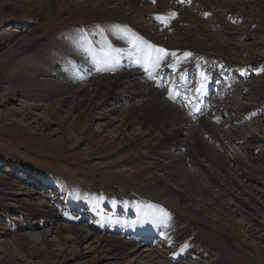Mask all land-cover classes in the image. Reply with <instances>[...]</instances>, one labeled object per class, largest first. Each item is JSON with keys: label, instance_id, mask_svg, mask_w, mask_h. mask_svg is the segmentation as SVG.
Masks as SVG:
<instances>
[{"label": "rangeland", "instance_id": "1", "mask_svg": "<svg viewBox=\"0 0 264 264\" xmlns=\"http://www.w3.org/2000/svg\"><path fill=\"white\" fill-rule=\"evenodd\" d=\"M2 1L4 0H0V3ZM223 1H230L236 6L231 7L226 12L228 15L223 13L222 8L214 4L201 6L188 3L187 7H181L180 11L176 2L172 4V0H155V2L146 0L145 4L138 2V5H140V8L143 6L149 8L150 13H153L156 12L158 4H161L165 9L163 11L165 14H168L167 11L169 10L175 14V10H177L180 17L196 19L205 33L210 34L214 40L225 43L229 48H232L236 59L227 62L230 70L242 65L250 67L254 71L251 79L248 78L246 81L240 82L238 86L232 89L234 91L231 90L230 95L233 100L229 99V101H232L229 104L230 113L228 112L226 117L216 122L218 124L211 121L212 124L210 125L208 123L209 119L206 118L193 122L184 113L185 120L177 125L185 131H187L189 125H194L198 135L192 136L191 141H199L201 148L211 152L215 157L214 159H218L221 156L220 154L230 158V177H228L220 172L218 165H211V162L205 156H201L206 167L215 174L218 173L220 182L233 191L228 196L226 194L219 195V187L211 184L202 170L191 168L188 163L189 160L184 162L181 167L186 172L188 170L189 175L192 174V171L196 174V177L199 175L196 179V191L199 192L197 197L207 199V202L210 205L212 204L214 209L222 210L225 215L233 218L236 224L225 226L222 222H214L215 220L212 221L206 217L199 221V219H192L184 214V216H179L173 212L172 208H169L168 211H172L174 218H171L167 210L164 213L168 214L166 216L168 224L175 219L173 222H175L178 230L175 234L165 232L154 236L152 238L153 242L159 238L160 242L158 241L157 244L152 246L142 244V242L132 238L127 240L122 236L113 234L122 240L128 241L124 244L126 245L125 249L116 256H105L111 247L105 244V241L99 242L97 239L101 234L107 233L98 232L86 224V221L68 223L62 217H59L53 225L38 224L42 221L40 218L32 216L31 213L34 212L36 207H39L36 204L40 203H42L40 206L46 205V208L53 211L54 214H62V212V215L72 214L73 212L78 213L77 209L87 213L90 209L89 204L83 201L76 205L74 199L70 197L71 195L66 192L71 184L86 186L87 189L91 190L94 188L100 190L102 194L104 193L102 201L116 199L120 200L123 205H128L132 202L131 198L138 197L144 199L138 200V203L144 201L145 203L148 202V205L154 204L153 200L149 201V198H147L151 193L142 183L144 182L143 179L139 176L136 178L134 172L136 166L142 164L140 161L133 162L135 164L128 163L127 168L129 169L126 171H119L124 168L117 165H105L116 162V160L120 161L124 157L126 159L127 154L134 152L132 148L122 146L127 139L141 136L139 144H142L143 148L152 138L138 122L124 124L125 117L129 115V106L127 107V101L121 100L124 95H127L123 92L120 93L121 99L107 98L101 109L95 110L94 119L88 117L78 130L69 129L66 124L61 122L69 117V107L63 108L61 112L48 113V104L55 99L57 100L59 96L51 94L49 100L46 97L47 93L45 99L38 101L39 96L44 94H41L42 92H47L50 86L60 91L62 89L60 85H77V81H74L77 80L75 78L77 76L73 73L71 76L70 72V69L73 68L68 71L63 70L61 63L68 64L70 58L75 59L74 61L80 64L82 62L87 63L81 61L79 54L74 55L64 45L67 32H76L75 38L77 39L84 37L85 35H79L75 30L82 28L84 25L70 24L68 20L64 22L61 16H57V14L54 16L49 15V18L44 14L41 18L39 15L34 16L33 14L23 15L24 11L19 13H17L18 11L16 13L8 11L0 14V179L7 182V184L0 183V264H127V262L130 264L156 262V264H212L208 254L203 253L206 248L200 246L202 242L204 245L212 246L213 251L209 255L214 259V264H264V144L258 145L251 142L252 146L255 147L252 149L248 142V137L251 134L260 135L264 142V22L262 21L264 11L251 14L239 9L243 7L240 0ZM248 1L252 3L255 0ZM117 2L119 0H114V4ZM126 7H129V5H126ZM125 11L126 14H131L128 20L138 18L144 21L145 25L153 27L156 34L160 35L162 33V23L155 21L153 15L148 14L137 17V14L132 13L130 9L127 8ZM66 14L68 15V13ZM159 18L161 20V17ZM46 21L50 22L49 30L39 32L40 27L44 26L43 24ZM109 24L112 25V29L116 27L121 30L117 27L118 24L111 21L103 23L104 28L107 29ZM180 25L188 27V23L180 22ZM36 28H39V30ZM116 28L115 30H117ZM172 30L174 31L172 28L169 33L173 36ZM197 31L196 34L199 38L204 37V34L199 33L201 30ZM113 35L116 36L117 33ZM25 38H34L35 41L26 52L20 53V55L16 54V59L20 61L31 56L42 65H50L51 59L47 58L49 57L47 51L44 52L45 55H41L39 52L43 49L41 46L43 44H46L44 47L48 46L50 51L55 49L47 43L48 41H60V46L56 47L63 50L58 56V53L55 54L56 57L52 60L54 61V68L52 67L54 71L52 73L38 72L34 75L40 81V84L35 89L32 88L30 93H23V86L17 85L14 87V84H10L6 79L9 63H5V57L8 54L14 55L19 48L18 45ZM96 38L97 41H101L99 35H96ZM232 52H230L231 55ZM257 67H262L263 71H257ZM59 70L61 71L59 72ZM85 85L87 83H84ZM29 87L30 85L26 84L25 88ZM237 89L240 90L239 94H236ZM240 102H245L248 105L254 104L252 110H248L250 111L249 114H245L239 106ZM36 103H39L40 107L34 110V114L27 116L23 111L27 108H34ZM171 105L172 107L176 106L173 103ZM104 114H106V117H103ZM90 122H93L92 125ZM97 134L99 135L95 137ZM115 135H120V137H116L114 141H111L109 152L103 153L102 149L94 150L97 145L92 143V140L98 139L101 141L105 137L111 140ZM154 135H160V133L154 132ZM240 139L243 141L240 142ZM180 140L186 147V140ZM115 145L121 149L115 151ZM103 154H105L104 157ZM168 154V148L156 147L154 151L152 150L149 153L143 149V160H141L144 162L160 160L167 163L172 160ZM234 155L241 157L238 159L239 161H233ZM106 161L107 163H105ZM186 163L190 166L189 168ZM121 164L123 166L126 163ZM131 164L136 166L131 167ZM47 177H51L55 181L58 177L57 184L46 185L44 180ZM229 178L232 181L227 180ZM193 181L195 182V179ZM9 184H12V187ZM171 184L176 186L174 182H171ZM18 188H21L23 193L17 196L25 201L27 204L25 208L19 207L12 197L14 194L12 192L18 191ZM229 189H226V191ZM217 194L219 198L221 196L222 198H214ZM152 199L156 201L157 205L161 203L158 198ZM170 201L174 203L173 200L170 199ZM114 202L118 203L117 201ZM93 203L102 208L99 197H94ZM181 205L184 206L183 203ZM200 205L204 206L201 202ZM126 208H119L120 213H123L122 210ZM65 209L66 212H64ZM150 212L158 214L156 209L151 208ZM210 216L212 215L210 214ZM156 220H159V217ZM29 222H36V224L24 225ZM60 224L79 227L82 229L83 235H88V237L84 239L77 238L65 243L61 237L68 236V234L55 231ZM51 227L54 230L45 234ZM108 235L112 234L108 233ZM163 238L174 239L171 240L169 248H174L173 250L182 248L181 250L184 251V255L178 256L176 262H172L168 257V247L163 245L167 240ZM158 245L165 247L161 249L157 247ZM191 251L193 252L189 254Z\"/></svg>", "mask_w": 264, "mask_h": 264}, {"label": "bare ground", "instance_id": "2", "mask_svg": "<svg viewBox=\"0 0 264 264\" xmlns=\"http://www.w3.org/2000/svg\"><path fill=\"white\" fill-rule=\"evenodd\" d=\"M145 1L146 0H119V2L114 4V0H4L0 3V14L6 13L8 11L15 13L17 11H18L17 13L24 11L23 15H29V14H33L34 16L39 15L40 18L43 16L42 14L46 15L48 18L49 15L54 16L57 14V16H61L64 22L68 20L70 24L84 25L82 28H80L81 30L80 29H75V30L79 33V35L82 34L85 36L81 37L80 39H77L75 38L76 32L75 33H72L71 31L67 32L64 38L65 39L64 45L65 47L69 48V50L72 51L74 55L79 54L80 55L79 58H81V61L83 60L87 63L82 62L79 65V62L77 63L76 61H74L75 59L69 57L70 58L69 63L68 64L61 63V66L64 67L63 70L66 71H68L70 68L78 70L80 68L83 69L85 67L86 74L79 73V76L75 77L77 78V80H74L77 81L76 86L60 85L62 87L60 91L56 90L53 86H50L47 92H42L41 94L43 93L44 94L42 96H39V98L37 97L38 101L45 99L46 97L47 99L50 100L51 94L58 95L59 98L57 100L55 99L53 102L48 104L47 112L48 113H52L55 111L61 112L63 108L69 107V113H70L69 117H67V119L65 118V120L61 122L66 124V126L69 129L78 130V128H80L83 125V122H85V120L88 117L89 119L90 118L94 119L96 114L95 110L101 109L103 103L106 101L107 98L114 97L116 99L118 98L121 99L120 93L122 92L125 94L127 93V95H124L121 99L123 101H127L128 102V103L126 102V104H128L127 107L129 106L128 107L129 115L125 117L124 124H132L133 122H138L140 126L144 130H146L145 132L151 136L152 139H150L151 141L143 148H142V144H139L141 136H136L135 138L127 139V141L124 142L122 146L130 147L134 152L127 154L126 159L124 157L120 161L116 160V162L113 163L110 162L105 165L107 166L117 165L125 169L119 171H126L127 169H129L127 168V166L130 163L140 161L142 164L136 166L133 165L135 164L133 163L130 166L131 167L136 166V170L134 171L137 176L136 178H138V176L141 177L144 181L141 182L145 185V188L148 189L149 193L152 194V196H150L151 194L147 196V198H149L148 199L149 201L153 200L154 202H156L152 198H158L160 199L161 203H164L168 207V209L172 208L173 212L178 214L179 216L187 215V217H190L192 219L194 218L199 219V221L206 217L208 219H211L212 221L215 220L214 222L216 221L222 222L225 224V226L234 225L236 223L235 220H233V218H231L228 215H225L222 210L214 209L212 204L210 205V203H208L207 199H205L204 197L202 199H199V197H197L199 196V192L196 191L197 190L196 179L199 177V175H197L198 177H196V174L193 171L192 174L194 173V175H192L191 173H190L191 175H189L187 173L188 170L186 169L187 170L186 172L181 167V165H183L184 162H187V160H189L188 163L190 164L191 168L194 167L196 169L202 170L203 173L208 177L209 182L211 184H214L216 187H219V191H220V193L218 192L219 195L226 194L228 196L233 191H231V189L229 188H226L225 185H223V183L220 182V177L218 173L215 174L213 171L209 170V168L206 167V165L203 163V159H201V156L202 157L205 156L206 159H208L211 162V165L213 164L218 165L219 166L218 169L220 170V172L223 173L224 175H227L228 177H230L229 175L230 172L229 166L231 163L230 158H228V156L226 155L220 154L221 156L218 159H214L215 157L211 152H208L203 148H201V144L199 141L192 142L190 138L194 135H198L196 127L194 125L193 126L189 125L187 131L179 128L177 125H180L179 123L182 120H185L184 118L185 116L183 115L185 112H183L181 109L177 108L176 106L172 107L170 101L165 98V94L162 91L156 89L153 84L147 82L145 80L144 75L133 71L132 72L124 71V72L116 73L114 75L105 74L102 77H100L101 75L96 76L95 74L91 73L89 70V61L87 59V56L85 54H82L83 53L82 49H88L92 45L89 44L87 38H91L93 37L94 34H96L99 35V37H101L100 40H102V38L105 36L107 31L111 32L112 34H116L112 28H107L104 30L102 27L103 23L111 21L113 23L118 24L120 26L119 28H122L121 25H131L139 29L148 37L157 41L160 45L168 47L170 50L173 51L174 54H178L181 51H185L187 52V54L190 53V55H197L203 53L208 56L220 58V60H224L225 62H231L233 59H236L235 54L232 52V48H229V46L225 43H221L214 40V38H212L210 34L205 33L203 27L201 26V24L198 23L196 19L183 18L179 16V18H176L179 20L176 19L172 20L174 13L172 14V11L170 10L169 11L166 10L168 14L163 13L165 9L161 6V4H158L156 12L150 13L149 8H146L144 6L140 8V5H138V2L139 3L142 2L143 4H145ZM240 1L242 2L243 7H240L239 9L244 10L247 13L258 14L259 11H264V0H255V1L253 0L254 2L252 3H250L248 0H240ZM188 3L197 4L201 6L214 4L217 5L219 8H222L223 13L227 15L228 13L226 12L230 10L231 7H236L232 2L230 1L225 2L223 0H188ZM126 5H129V7H126ZM127 8L132 10V13L137 14V17L148 14L153 15L154 20H160L159 17H161V20L165 21V25L161 26L163 27L162 33H160V35L156 34L153 27L147 24L145 25L144 24L145 22L139 20L138 18L128 20V18L131 17L130 16L131 14L130 15L126 14L125 9L127 10ZM66 13H68V15ZM47 21L44 22L43 24L45 27L41 26L40 30L39 28L36 29H38L39 32L48 31L49 30L48 26L50 22ZM262 21L264 22V19ZM180 22L188 23V27H184V26L182 27L180 25ZM217 26H219V24H217ZM172 28L174 29V31L172 30L174 33L173 36L172 34L169 33V30ZM197 30H201L199 33H202L201 35L204 34V37L199 38L198 35L196 34V32H198ZM33 39L34 38H25L24 41L20 43L21 45L20 44L18 45L19 48L15 51V54L13 53L14 55L8 54L7 57H5L6 58L5 63H9V69L7 74L8 77L6 79L10 84H14L13 85L14 87H16L17 85L23 86L22 88V90H24L23 93H30L32 88L35 89L40 84V81L35 78L34 76L35 74H37L38 72L52 73L54 71L52 69V67L54 68L53 66L54 61L52 60H54V57H56L55 54L58 53L57 54L58 56L60 52L62 53L63 51L60 47H56V46H60V41H56V40L48 41L47 43L55 49H52L50 51L49 47L48 46L44 47L46 46V44H43L41 45L43 49L39 50V52L41 53V55L42 54L45 55L44 52L47 51V55L49 54V57L47 58L49 60L51 59L50 65L49 64L42 65L40 64V62H38V60L36 59L34 60V58L31 56L29 57L27 56L28 58L22 61L16 59L17 58L16 54L20 55V53H24L28 50V48H30V46L35 41ZM230 52H232L233 53L232 55L234 56H232ZM60 71L61 70H59V72ZM71 76H72V72H71ZM84 83L85 84L87 83V85L84 86ZM26 84L30 85V87L25 88ZM239 92L240 90H238L236 94H239ZM47 93L48 95L45 97V94ZM230 98L233 100L232 96H229L226 97L225 98L226 101L222 103L224 104L223 110L228 111L229 113H230L229 104L232 102L229 101ZM253 105L254 104L248 105L245 102L239 103V106L243 109L245 114L250 113V111L248 110L249 109L252 110L251 108ZM39 107L40 104L36 103L34 108L32 109L27 108L23 112L28 116L32 113L34 114L35 113L34 110L38 109ZM103 117H106V114H104ZM92 123L93 122H90L91 125ZM208 123L210 125L212 124L210 118ZM103 131H105V129H103ZM154 132H159L160 135H154ZM98 135L99 134H97L95 137H97ZM120 135H115L111 140H108L106 137L103 138L101 141L98 139H96L95 141L92 140L93 141L92 143H95L97 145L96 149L94 150L102 149L103 153L109 152L110 151L109 149H111V141H114V138L116 137L119 138ZM180 139L186 140L187 142L186 147L185 145L182 144L183 142H181ZM248 139H249L248 141L249 146L252 149H254L255 147L252 146L251 142L257 143L258 145L264 144L260 135L251 134L248 137ZM223 140L225 139L223 138ZM88 141H90V139H88ZM241 141L243 140L240 139V142ZM156 147L168 148L169 149L168 155L171 156L172 160L167 163L162 162L160 160H156L155 162L142 161L143 149L145 150V152L149 153L152 150L154 151ZM120 149L121 148H118V146L115 145L114 147L115 151H118ZM104 156L105 154H103V157ZM239 158L241 157L236 155L233 161H239L238 160ZM105 163H107V161ZM121 163H126V164L121 166L122 165ZM188 163H186V165ZM190 166H188V168ZM57 178L55 181V179L51 177H47L45 178L44 183L48 186L50 185L52 186L58 181ZM60 178L62 177L60 176ZM194 179L195 182L193 181ZM227 180L232 181L231 178ZM171 182L176 183V186H173ZM0 183L7 184V182L4 181L3 179H0ZM9 185L12 187V184ZM225 188L229 190L226 191ZM17 190L18 191L12 192L14 193L12 197L14 200H16L19 207L25 208L27 204L22 198L17 196L19 194H22L23 192L21 191V188L20 189L18 188ZM66 192L71 195L70 197L74 199L76 205H79L83 201L89 204L90 209L86 213L87 216H89V214L91 213L95 214L93 212L94 210L101 209L100 207L95 205V203H93L94 197L102 198L103 194L102 192H100V190L98 191L95 188L91 190V189H87L86 186L71 184L70 188H68ZM90 197L91 198L93 197L92 200ZM217 197L219 198L218 194L214 196V198ZM137 198L138 197L131 198L132 202L136 204L138 200H144ZM220 198H222V196ZM170 199L173 200L174 203H172ZM114 201L119 202L120 200L113 199V202L109 203L115 206L116 212L120 214V212L117 211L119 208H117L116 202ZM200 202L204 206L200 205ZM147 203L144 202L143 204H147ZM181 203H183L184 206H182ZM41 204L42 203L36 204L39 207H36L34 212L31 213L32 216L40 218V220L42 221V222H38V224L42 223V224L53 225L58 220L59 217L65 219L66 215L54 214L52 213L53 211L46 208V205L40 206ZM135 204H133L134 209L139 213L140 217L142 218L146 217V219L148 220L149 229H151L152 232V235L150 236L151 239L160 233L172 232L175 234V232L178 231L176 229L177 227L175 222L168 224L167 218L164 215L165 213L163 210L156 209L158 211V214H152V212H150L151 209H148L146 211L140 204H136V205ZM121 207H127L128 209L130 208V206H121ZM151 208L154 209L155 207L153 206ZM103 211H106V209H103ZM129 211L132 212L131 210ZM210 214L212 216H210ZM158 217L159 220H156V218ZM204 222L206 221L204 220ZM32 224L35 225L36 222L34 223L29 222L24 225H32ZM52 230H54L53 227H51L49 231H46L45 234L49 233ZM55 231L66 232V234H68V236L61 237V239H63L65 243H69L74 239L76 240L77 238L84 239L88 237V235L86 236L83 235L84 233L81 228L73 225L60 224ZM74 235L76 237H72ZM127 240H122L121 238L116 237L113 234L108 235V233L101 234V236H99V238L97 239V241L99 242L105 241V244H107L108 246L110 245L111 247L109 249L110 251L107 249L109 252H106L105 256L119 255L120 252H122V250L125 249L126 245L124 244L128 242ZM166 240L167 241H165L163 245L167 242H171V240L174 239L171 240L166 239ZM200 246L206 248V250H204L203 253L204 252L207 253L208 256L211 258L212 264H214V259L211 257V255H209L213 251L212 246L204 245L203 242L200 243ZM179 250L176 254L172 255V257L181 256L182 254L184 255V251L182 250L181 252H179ZM192 252L193 251L189 252V254H191ZM156 263H149V264H156ZM127 264L130 263L127 262Z\"/></svg>", "mask_w": 264, "mask_h": 264}, {"label": "snow or ice", "instance_id": "3", "mask_svg": "<svg viewBox=\"0 0 264 264\" xmlns=\"http://www.w3.org/2000/svg\"><path fill=\"white\" fill-rule=\"evenodd\" d=\"M153 2H155V0H153ZM179 2L183 3L184 0H179ZM174 15H175V14H173V16H174ZM162 22H163V21H162ZM150 49H151V46H150ZM154 51H156L157 53H164L165 56L168 55V53H166L164 49H154ZM172 55H175V54L173 53ZM186 55H190V53H189V54H186ZM163 58H164V57L159 56V55H157L156 57L153 58L152 55H151V50H150V51L147 53V55H146V60H149V61H151V60L154 59L156 62H159V61H160L161 59H163ZM201 76L203 77V76H205V74H204V73H201ZM200 90H201V89H197L196 91L199 93ZM177 94H179V93L177 92ZM169 98H170V99L173 98L172 95H171V93H170ZM186 98H187V97H186ZM164 215H165V216H168L167 213H165ZM168 218L170 219V217H168Z\"/></svg>", "mask_w": 264, "mask_h": 264}]
</instances>
